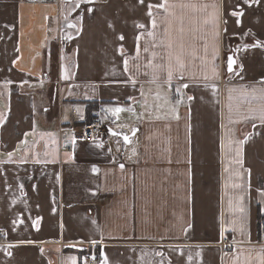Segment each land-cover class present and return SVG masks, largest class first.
<instances>
[{
    "label": "crops",
    "instance_id": "0c3cea01",
    "mask_svg": "<svg viewBox=\"0 0 264 264\" xmlns=\"http://www.w3.org/2000/svg\"><path fill=\"white\" fill-rule=\"evenodd\" d=\"M263 199L264 0H0V264H264Z\"/></svg>",
    "mask_w": 264,
    "mask_h": 264
},
{
    "label": "built area",
    "instance_id": "2783aa9c",
    "mask_svg": "<svg viewBox=\"0 0 264 264\" xmlns=\"http://www.w3.org/2000/svg\"><path fill=\"white\" fill-rule=\"evenodd\" d=\"M109 126L108 122L97 118L91 122L81 124L75 128V131L85 142L93 143L109 130Z\"/></svg>",
    "mask_w": 264,
    "mask_h": 264
},
{
    "label": "trees",
    "instance_id": "16d2710c",
    "mask_svg": "<svg viewBox=\"0 0 264 264\" xmlns=\"http://www.w3.org/2000/svg\"><path fill=\"white\" fill-rule=\"evenodd\" d=\"M100 110V103L99 102H88L87 103V113H91V112H95V111H99ZM96 118L95 117H89L86 119V121H84L83 123H86V122H91L93 120H95ZM82 123V124H83ZM264 219V216L260 215L259 216V221ZM259 226L262 227V221L259 222ZM67 249L71 250V251H74V252H77L78 254L80 255H83L84 253H87V252H91V250L89 248H85L83 247V249H75V248H72L70 246L67 247ZM94 253L97 255V259L98 261L100 260V246H95L94 248Z\"/></svg>",
    "mask_w": 264,
    "mask_h": 264
},
{
    "label": "snow or ice",
    "instance_id": "6c2138e0",
    "mask_svg": "<svg viewBox=\"0 0 264 264\" xmlns=\"http://www.w3.org/2000/svg\"><path fill=\"white\" fill-rule=\"evenodd\" d=\"M141 2H142V0H141ZM165 2H166V0H165ZM245 2H247V0H245ZM162 7H163V5H161ZM165 10H167V8H165ZM232 15H242V13H232ZM153 24H155V22L153 21ZM121 39H123V37H121ZM232 63H233V61L230 59L229 60V70H231V66H232ZM169 79H171V72H169ZM184 87H187V85H184ZM189 99H191V97L189 98ZM115 111L116 112H119V111H121V109H115ZM125 140H127V137H125ZM242 162V161H241ZM121 168H123V165H121ZM38 223V222H37Z\"/></svg>",
    "mask_w": 264,
    "mask_h": 264
},
{
    "label": "water",
    "instance_id": "95a60500",
    "mask_svg": "<svg viewBox=\"0 0 264 264\" xmlns=\"http://www.w3.org/2000/svg\"><path fill=\"white\" fill-rule=\"evenodd\" d=\"M230 59L233 61V63H232V66H231V70H229V61H228V71L232 72L234 70V68H235V59H234V56L231 55L230 58H229V60ZM70 247L75 248V249H83V247L82 246H79V245H72Z\"/></svg>",
    "mask_w": 264,
    "mask_h": 264
},
{
    "label": "rangeland",
    "instance_id": "374dc122",
    "mask_svg": "<svg viewBox=\"0 0 264 264\" xmlns=\"http://www.w3.org/2000/svg\"><path fill=\"white\" fill-rule=\"evenodd\" d=\"M264 202V199L262 200V203Z\"/></svg>",
    "mask_w": 264,
    "mask_h": 264
}]
</instances>
